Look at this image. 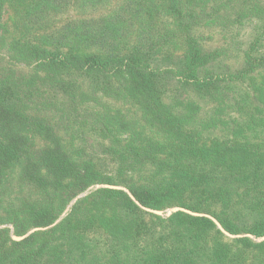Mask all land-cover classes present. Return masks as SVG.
<instances>
[{
  "label": "trees",
  "instance_id": "obj_1",
  "mask_svg": "<svg viewBox=\"0 0 264 264\" xmlns=\"http://www.w3.org/2000/svg\"><path fill=\"white\" fill-rule=\"evenodd\" d=\"M0 264H264V0H0Z\"/></svg>",
  "mask_w": 264,
  "mask_h": 264
},
{
  "label": "rangeland",
  "instance_id": "obj_2",
  "mask_svg": "<svg viewBox=\"0 0 264 264\" xmlns=\"http://www.w3.org/2000/svg\"><path fill=\"white\" fill-rule=\"evenodd\" d=\"M106 12L107 11H105L103 9H97V10H93L92 12H89V14H88V13H81L80 11L74 10L72 15L74 17L75 16H89V15L93 16V17H98L102 14H106ZM244 31H246L248 33L249 31H251V28H246ZM207 36H208L207 34L204 35V37H207ZM210 38H211V40L207 41L206 45L211 47V48L225 47L227 44L226 42H229L227 39H224L221 35H217V34H210ZM250 38L251 37H249L247 39V36L245 35V36H240L237 39L231 40L230 47L224 48V49H226V53H225V56H223V58H222L221 64L229 65V67L232 70H235L238 66H241L242 65V60H241L242 54L241 53H242V50L246 46L245 45L246 43H244V42H247ZM234 43H236V44H234ZM96 157L99 159L100 164H103L106 166L107 162L105 161L106 158L104 156L96 155ZM98 187H112V186H96V188H98ZM86 194H87V192L79 195L78 198L84 197ZM75 200H73L67 206V208H66L65 212L62 214L61 218L64 217L66 212L69 211V208L75 203ZM177 210H178V208H168V209H165L163 211L153 212V213L160 216V217L166 218L171 213H173ZM14 239L19 240V238H16V237H14Z\"/></svg>",
  "mask_w": 264,
  "mask_h": 264
}]
</instances>
